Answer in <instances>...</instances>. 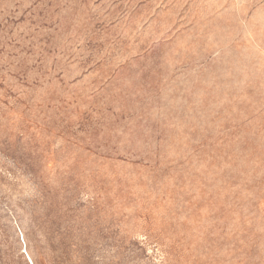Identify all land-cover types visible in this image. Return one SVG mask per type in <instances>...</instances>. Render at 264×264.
<instances>
[{"label": "rangeland", "instance_id": "374dc122", "mask_svg": "<svg viewBox=\"0 0 264 264\" xmlns=\"http://www.w3.org/2000/svg\"><path fill=\"white\" fill-rule=\"evenodd\" d=\"M0 264H264V0H0Z\"/></svg>", "mask_w": 264, "mask_h": 264}, {"label": "bare ground", "instance_id": "6f19581e", "mask_svg": "<svg viewBox=\"0 0 264 264\" xmlns=\"http://www.w3.org/2000/svg\"><path fill=\"white\" fill-rule=\"evenodd\" d=\"M31 260V259H30Z\"/></svg>", "mask_w": 264, "mask_h": 264}]
</instances>
